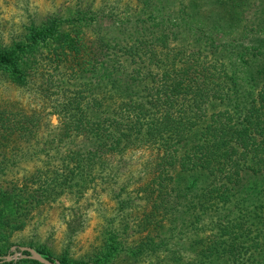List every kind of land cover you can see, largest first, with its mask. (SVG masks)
Here are the masks:
<instances>
[{"label": "trees", "instance_id": "1", "mask_svg": "<svg viewBox=\"0 0 264 264\" xmlns=\"http://www.w3.org/2000/svg\"><path fill=\"white\" fill-rule=\"evenodd\" d=\"M60 5L0 39L6 236L63 203L50 261L264 264V0Z\"/></svg>", "mask_w": 264, "mask_h": 264}, {"label": "rangeland", "instance_id": "2", "mask_svg": "<svg viewBox=\"0 0 264 264\" xmlns=\"http://www.w3.org/2000/svg\"><path fill=\"white\" fill-rule=\"evenodd\" d=\"M63 1L64 0H0V39L6 38L13 32L18 31L21 24L27 23L32 18L38 21L40 18L45 17L46 13L50 11L52 7H59V10L62 8L60 4H62ZM70 4V1L65 2L61 11L63 17L68 15L69 10L67 11V8H69ZM120 17L125 19L128 16L121 14ZM12 94H15V92L13 91ZM51 122L53 124L57 122L55 116H51ZM139 153L140 152H137L132 155L131 161L137 160L136 157ZM94 194L95 192L90 194V200H93L92 197H94ZM96 194L100 195L99 199L101 201L107 202V198L102 197L103 193L96 191ZM111 202L112 201H108L107 207L104 206L102 209L96 208L91 209L92 211L90 210L93 217H90V221L88 220V226L85 230L78 233L77 246L75 242L71 244L72 247L75 246L74 253H76V248L77 252L84 250V244L91 239L93 232L92 228L96 223L98 215L101 216L102 214L108 217L113 215L112 213H108L111 209L109 207V205L111 206ZM65 206L66 205L63 203H58L51 209L39 210L23 229L14 231L8 237L6 236V232L0 228V251L4 254L13 253V250L10 249L11 246L28 245L32 243L34 245L43 244L50 247L56 254H59L65 239V235L63 234V231H66L65 217L67 212L65 211ZM74 238L76 239V236ZM16 261H18V259ZM16 264L29 263L18 261Z\"/></svg>", "mask_w": 264, "mask_h": 264}, {"label": "water", "instance_id": "3", "mask_svg": "<svg viewBox=\"0 0 264 264\" xmlns=\"http://www.w3.org/2000/svg\"><path fill=\"white\" fill-rule=\"evenodd\" d=\"M13 253H7L2 256V260L16 261L19 258H30L43 264H61L57 259L50 261L40 254L35 248L27 245L11 246ZM26 252V253H24Z\"/></svg>", "mask_w": 264, "mask_h": 264}]
</instances>
